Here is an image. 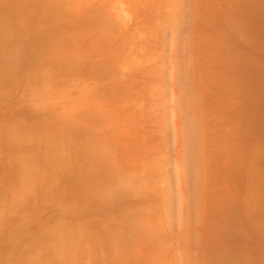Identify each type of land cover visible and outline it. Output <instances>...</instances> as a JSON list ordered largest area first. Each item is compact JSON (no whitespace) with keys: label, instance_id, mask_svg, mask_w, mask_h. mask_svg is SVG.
<instances>
[{"label":"rangeland","instance_id":"obj_1","mask_svg":"<svg viewBox=\"0 0 264 264\" xmlns=\"http://www.w3.org/2000/svg\"><path fill=\"white\" fill-rule=\"evenodd\" d=\"M237 1L0 0V264H264Z\"/></svg>","mask_w":264,"mask_h":264},{"label":"crops","instance_id":"obj_2","mask_svg":"<svg viewBox=\"0 0 264 264\" xmlns=\"http://www.w3.org/2000/svg\"><path fill=\"white\" fill-rule=\"evenodd\" d=\"M238 4H245V10L248 13H251L254 16L255 20H260L263 28L258 30L255 28L256 32L259 31V38L262 42V47L259 49L258 46H255V56H257L261 69H264V0H238ZM258 88L253 92L255 99H259L261 102H264V82L262 84H255ZM257 90V91H256ZM257 210L259 208H256ZM257 210L255 213H257ZM264 213V210L260 211Z\"/></svg>","mask_w":264,"mask_h":264}]
</instances>
